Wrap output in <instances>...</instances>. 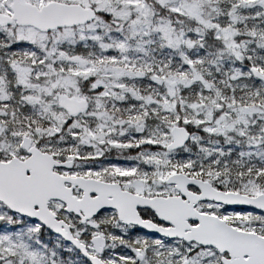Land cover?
<instances>
[{
	"label": "snow or ice",
	"instance_id": "obj_1",
	"mask_svg": "<svg viewBox=\"0 0 264 264\" xmlns=\"http://www.w3.org/2000/svg\"><path fill=\"white\" fill-rule=\"evenodd\" d=\"M0 264H264V0H0Z\"/></svg>",
	"mask_w": 264,
	"mask_h": 264
}]
</instances>
